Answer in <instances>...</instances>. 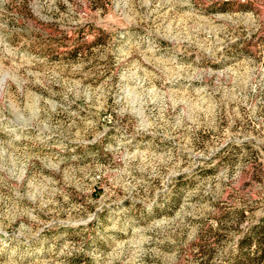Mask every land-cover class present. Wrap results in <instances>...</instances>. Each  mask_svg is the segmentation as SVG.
Here are the masks:
<instances>
[{"label": "rangeland", "instance_id": "374dc122", "mask_svg": "<svg viewBox=\"0 0 264 264\" xmlns=\"http://www.w3.org/2000/svg\"><path fill=\"white\" fill-rule=\"evenodd\" d=\"M263 214L264 0H0V264H237Z\"/></svg>", "mask_w": 264, "mask_h": 264}, {"label": "trees", "instance_id": "16d2710c", "mask_svg": "<svg viewBox=\"0 0 264 264\" xmlns=\"http://www.w3.org/2000/svg\"><path fill=\"white\" fill-rule=\"evenodd\" d=\"M236 250L237 264H256L264 259V214L238 239Z\"/></svg>", "mask_w": 264, "mask_h": 264}]
</instances>
